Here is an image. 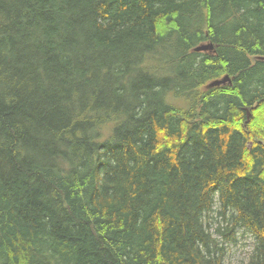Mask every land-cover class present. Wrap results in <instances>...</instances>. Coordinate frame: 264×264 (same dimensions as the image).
Here are the masks:
<instances>
[{
	"label": "trees",
	"instance_id": "16d2710c",
	"mask_svg": "<svg viewBox=\"0 0 264 264\" xmlns=\"http://www.w3.org/2000/svg\"><path fill=\"white\" fill-rule=\"evenodd\" d=\"M258 56L264 0H0V264H264Z\"/></svg>",
	"mask_w": 264,
	"mask_h": 264
},
{
	"label": "rangeland",
	"instance_id": "374dc122",
	"mask_svg": "<svg viewBox=\"0 0 264 264\" xmlns=\"http://www.w3.org/2000/svg\"><path fill=\"white\" fill-rule=\"evenodd\" d=\"M252 240L248 235L239 236V240L235 245H231L228 249V258L230 264H241L246 257V253L251 248Z\"/></svg>",
	"mask_w": 264,
	"mask_h": 264
},
{
	"label": "water",
	"instance_id": "95a60500",
	"mask_svg": "<svg viewBox=\"0 0 264 264\" xmlns=\"http://www.w3.org/2000/svg\"><path fill=\"white\" fill-rule=\"evenodd\" d=\"M209 47H211V45H209V46L208 45L198 46V47L195 48V51H197V50H204V49H207ZM226 81H229V83H230V79H229V76L228 75H225L224 77L222 76V78L215 79V80L211 81L208 84V87L214 86V85H219V84H222L223 85V83H225ZM247 117H249V113H248Z\"/></svg>",
	"mask_w": 264,
	"mask_h": 264
}]
</instances>
